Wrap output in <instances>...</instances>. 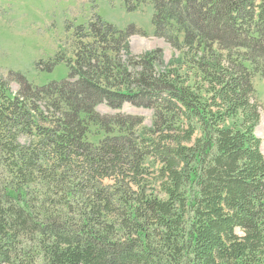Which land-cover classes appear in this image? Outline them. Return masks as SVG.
Wrapping results in <instances>:
<instances>
[{
	"label": "trees",
	"instance_id": "1",
	"mask_svg": "<svg viewBox=\"0 0 264 264\" xmlns=\"http://www.w3.org/2000/svg\"><path fill=\"white\" fill-rule=\"evenodd\" d=\"M149 1L169 65L96 15L66 81L0 75V264H264V0Z\"/></svg>",
	"mask_w": 264,
	"mask_h": 264
},
{
	"label": "rangeland",
	"instance_id": "2",
	"mask_svg": "<svg viewBox=\"0 0 264 264\" xmlns=\"http://www.w3.org/2000/svg\"><path fill=\"white\" fill-rule=\"evenodd\" d=\"M153 14L149 0H0V75L15 81L14 91L20 87L18 76L37 86L66 81L70 69L63 59L74 58L79 27H84L82 32L86 33L96 15L119 29L129 30L133 54L160 48L164 63L169 65L180 52L156 35ZM253 84L262 104L256 133L264 153V77L255 74ZM98 110L104 114L119 112L105 103ZM121 111L144 117L143 126L152 125L151 109L126 103ZM103 136L93 135L90 139L97 143Z\"/></svg>",
	"mask_w": 264,
	"mask_h": 264
},
{
	"label": "bare ground",
	"instance_id": "3",
	"mask_svg": "<svg viewBox=\"0 0 264 264\" xmlns=\"http://www.w3.org/2000/svg\"><path fill=\"white\" fill-rule=\"evenodd\" d=\"M17 75V74H16Z\"/></svg>",
	"mask_w": 264,
	"mask_h": 264
}]
</instances>
